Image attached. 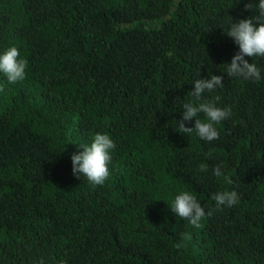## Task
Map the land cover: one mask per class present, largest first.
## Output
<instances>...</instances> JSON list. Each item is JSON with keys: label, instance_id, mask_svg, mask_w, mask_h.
I'll return each mask as SVG.
<instances>
[{"label": "trees", "instance_id": "1", "mask_svg": "<svg viewBox=\"0 0 264 264\" xmlns=\"http://www.w3.org/2000/svg\"><path fill=\"white\" fill-rule=\"evenodd\" d=\"M246 2L0 0V48L28 60L22 81L0 74V264H264V80L223 72L238 45L219 26ZM211 73L232 116L202 141L174 120ZM98 130L117 147L93 186L70 153ZM180 188L213 209L199 227L167 205ZM222 189L238 201L217 210Z\"/></svg>", "mask_w": 264, "mask_h": 264}, {"label": "clouds", "instance_id": "2", "mask_svg": "<svg viewBox=\"0 0 264 264\" xmlns=\"http://www.w3.org/2000/svg\"><path fill=\"white\" fill-rule=\"evenodd\" d=\"M239 3V0H237ZM245 9L254 15L233 20L227 16L219 26L223 32L238 45L237 51L225 63L223 72L228 77L246 81L264 80V66L254 62L264 58V0H248ZM246 57H251L249 62ZM28 60L21 56L20 49L15 44L0 48V74L8 83L22 81L26 76ZM223 77L218 74H208L207 77L194 76L190 81L191 89L187 98L180 103V119L174 120L175 130L185 135L195 134L202 141H213L220 137L217 127L222 121L232 116L229 105L221 106L216 90L223 86ZM192 121L186 126V121ZM78 151L70 153L71 171L78 178L83 177L91 185H103L110 176V163L117 147L116 141L107 131H94L86 143L76 144ZM223 162L212 167V174L222 175ZM200 172H206L204 163L198 165ZM214 209L231 208L238 201L235 190H218L212 194ZM178 217L186 220L193 227H199L202 220L212 214L213 209L201 205L196 194L191 190L180 188L171 194L167 204ZM189 235V234H186ZM42 264V261H38ZM60 264H68L67 260Z\"/></svg>", "mask_w": 264, "mask_h": 264}, {"label": "water", "instance_id": "3", "mask_svg": "<svg viewBox=\"0 0 264 264\" xmlns=\"http://www.w3.org/2000/svg\"><path fill=\"white\" fill-rule=\"evenodd\" d=\"M178 1V0H177Z\"/></svg>", "mask_w": 264, "mask_h": 264}]
</instances>
